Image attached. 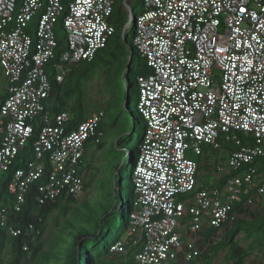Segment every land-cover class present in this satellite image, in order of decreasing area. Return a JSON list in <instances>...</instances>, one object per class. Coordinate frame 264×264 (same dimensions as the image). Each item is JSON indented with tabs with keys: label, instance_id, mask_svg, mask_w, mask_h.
<instances>
[{
	"label": "built area",
	"instance_id": "obj_1",
	"mask_svg": "<svg viewBox=\"0 0 264 264\" xmlns=\"http://www.w3.org/2000/svg\"><path fill=\"white\" fill-rule=\"evenodd\" d=\"M114 6L115 0H0V70L8 93L0 108V176L12 169L45 110L52 89L47 66L55 61L62 83L71 67L92 61L114 35ZM60 22L67 49L56 60ZM133 43L150 67L138 77V110L147 127L132 176L128 231L110 252L126 256L139 246L134 264H174L184 249L189 263L202 251L184 241L183 220L189 218L192 233L221 228L236 221L233 208L244 186L264 198V175L254 167L264 155V0H143ZM69 117L42 116L35 159L9 183L15 211L45 176L47 162L39 204L85 193L79 166L86 143L100 142L104 112L94 111L71 131ZM220 140L239 148L216 165L225 185L205 187L195 157L222 150ZM11 222L0 210V226L16 238L21 229Z\"/></svg>",
	"mask_w": 264,
	"mask_h": 264
},
{
	"label": "trees",
	"instance_id": "obj_2",
	"mask_svg": "<svg viewBox=\"0 0 264 264\" xmlns=\"http://www.w3.org/2000/svg\"><path fill=\"white\" fill-rule=\"evenodd\" d=\"M124 3L125 0H115L114 11L110 19L115 28L114 35L106 47L96 53L92 61H83L71 67L62 83L55 78L53 64L55 61L47 66L46 70L52 89L45 101V110L42 114L43 116L49 113L55 118L58 114L67 112L70 114L65 123L67 131L76 129L94 112L89 110L87 103L88 82L92 81L97 73H106L107 99L105 103L110 106H112L111 103H117L120 106L110 126L114 132L115 147L121 151L124 160L121 165L115 167L117 173L114 179V190L110 193L113 195V203L109 209H106L104 203L98 200L95 203L90 200L79 202V197L73 196L65 199L62 196L55 202L39 204V186L46 182L50 172V165L47 162L45 176L31 185L22 211H15L14 197L8 187L15 171L25 168L29 161L35 159V143L44 125L42 116L38 117L34 133L18 154L14 166L9 172L0 176V210L5 209L12 221L11 224L21 229V234L13 238L9 236L7 226H0V264H103L108 260L109 255H113L110 252L111 246L123 238L128 231L134 201L132 176L147 127L138 110V105L135 111L131 103L133 94L137 95L139 102L138 77L149 73L150 67L133 43L135 26L127 27L130 15L124 11ZM142 12L143 0H136L131 11L132 23ZM34 25L35 21L32 23V33ZM56 33L59 44L55 59L58 60L61 53L67 49L62 22L57 25ZM7 96L5 85L0 91V108ZM123 103H125L124 107ZM106 104L96 109L104 112V118L98 128L101 138L98 143L91 141L86 143V151L79 166L85 174L88 169L86 158L89 148L102 149L104 147V129L109 125L106 121L108 115ZM122 112L126 125L120 121ZM239 136L244 142L251 141L246 139L242 133ZM220 143L222 150H213V153H225L227 157L228 153L239 148L231 141L220 140ZM204 150L207 153L211 151V147L205 145ZM203 159L208 158L201 156L195 158L199 164V170L207 168L206 165H201ZM254 167L258 174L264 175V155L256 160ZM243 170L244 168L236 173H242ZM226 179L227 177L224 176L218 181L202 182L205 187L222 188ZM198 181H201L199 175ZM88 188L89 184L85 182L84 192ZM255 194V190L248 191L244 186L241 202L236 203L233 208L238 213L236 221L222 225L221 228L207 227L203 231L206 241L209 242L215 238L217 241L210 245L207 252L194 257L187 264H215V260L221 253H224L227 262L232 264H264V262L249 260L254 252H264V216L253 218L248 212L249 208L250 210L253 208L252 205L249 207L251 203L248 201L250 199L256 201L260 198ZM108 216L111 217V221L108 220ZM51 224L57 228V231L48 236ZM242 232L252 237L247 246L241 244L239 235ZM8 246H10L9 253ZM137 251H139V246L128 255L120 256L125 261L123 264H134Z\"/></svg>",
	"mask_w": 264,
	"mask_h": 264
},
{
	"label": "rangeland",
	"instance_id": "obj_3",
	"mask_svg": "<svg viewBox=\"0 0 264 264\" xmlns=\"http://www.w3.org/2000/svg\"><path fill=\"white\" fill-rule=\"evenodd\" d=\"M135 1L136 0H125L124 11L128 15L131 14L132 7L135 4ZM129 26L130 25L128 21L127 27ZM106 78V73L99 72L96 74L94 79L88 82L87 84V103L91 112L95 111L96 109H99V107H102L104 106V104H106ZM3 84V79L0 77V91L3 88ZM137 102L138 97L136 94H133L131 106L132 109L135 111L138 105ZM111 105L112 106L106 104V108L108 109L106 121L107 123H109V125H107L104 129V147L102 149H98L97 147L89 148L88 155L86 158V165L88 166V169L85 174L86 182L87 184H89V188L78 200L79 202L90 200L94 203L98 200L104 203V207L106 209H109L111 207V204L113 203V195H110V193L114 190V179L117 173L115 167L116 165H121L124 161L121 151H119L115 147L114 132L112 127L110 126V123L115 117L116 110L120 106H118L117 103H111ZM124 106L125 103H123V107ZM123 112L120 116V121L123 125H126ZM225 157V153L212 152L211 157H209L207 160L203 159L201 165H206L207 168L205 167L199 170V177L201 181L208 182L209 180H221L225 176V172L218 173L215 168L218 163L223 162ZM251 205L253 206V208L251 210L250 208L248 209V212L252 214L251 217L257 218L264 216V198H257V200H254L249 205V207ZM108 220H112L110 216H108ZM56 231L57 228L51 224L50 229L48 231V236H51ZM239 238L241 239L242 246H247L252 240V237H250V235H248L246 232L240 233ZM92 247L93 246L91 245V249H93ZM9 252L10 246H8V253ZM226 258V255L224 253H221L217 258L215 264H232L231 262H227ZM249 260H256L258 262L263 263L264 252H254Z\"/></svg>",
	"mask_w": 264,
	"mask_h": 264
},
{
	"label": "crops",
	"instance_id": "obj_4",
	"mask_svg": "<svg viewBox=\"0 0 264 264\" xmlns=\"http://www.w3.org/2000/svg\"><path fill=\"white\" fill-rule=\"evenodd\" d=\"M0 77L3 79V83H4L3 86L5 87L6 80L3 77L2 73L0 74ZM206 228L207 227H205V229ZM179 230L182 234L184 241H186V242L195 241L197 247L202 251V253L207 252L210 249V245L214 244L217 241V239L215 238V239H212L209 242H207L205 237H204V232L192 233L190 226H189V218H186L185 220H183L181 222ZM107 259L108 260L103 264H123L125 262L124 259L118 255H109V257ZM216 261H217V259L215 260V263H216ZM168 264H171V263H168ZM174 264H187V262L184 259V249L179 251L177 263H174Z\"/></svg>",
	"mask_w": 264,
	"mask_h": 264
},
{
	"label": "water",
	"instance_id": "obj_5",
	"mask_svg": "<svg viewBox=\"0 0 264 264\" xmlns=\"http://www.w3.org/2000/svg\"><path fill=\"white\" fill-rule=\"evenodd\" d=\"M132 21H133V15H132V14H130V18H129V25H133V26H135V22H134V23H132Z\"/></svg>",
	"mask_w": 264,
	"mask_h": 264
},
{
	"label": "clouds",
	"instance_id": "obj_6",
	"mask_svg": "<svg viewBox=\"0 0 264 264\" xmlns=\"http://www.w3.org/2000/svg\"><path fill=\"white\" fill-rule=\"evenodd\" d=\"M81 198V197H80ZM10 236V235H9ZM11 237V236H10ZM114 255V254H113Z\"/></svg>",
	"mask_w": 264,
	"mask_h": 264
}]
</instances>
